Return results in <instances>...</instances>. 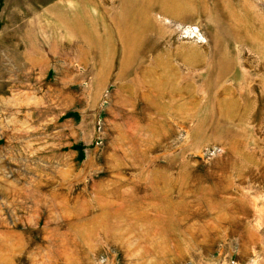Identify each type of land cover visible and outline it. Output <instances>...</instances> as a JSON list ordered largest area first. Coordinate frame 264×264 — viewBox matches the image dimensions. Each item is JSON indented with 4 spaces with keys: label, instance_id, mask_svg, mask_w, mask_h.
Instances as JSON below:
<instances>
[{
    "label": "rangeland",
    "instance_id": "1",
    "mask_svg": "<svg viewBox=\"0 0 264 264\" xmlns=\"http://www.w3.org/2000/svg\"><path fill=\"white\" fill-rule=\"evenodd\" d=\"M0 264H264V0H0Z\"/></svg>",
    "mask_w": 264,
    "mask_h": 264
}]
</instances>
